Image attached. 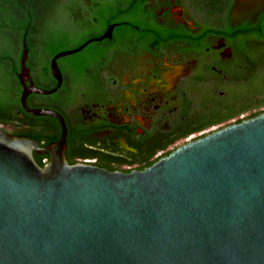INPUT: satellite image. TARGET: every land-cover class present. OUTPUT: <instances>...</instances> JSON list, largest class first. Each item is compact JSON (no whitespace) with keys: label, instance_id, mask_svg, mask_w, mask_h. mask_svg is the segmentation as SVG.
Here are the masks:
<instances>
[{"label":"water","instance_id":"1","mask_svg":"<svg viewBox=\"0 0 264 264\" xmlns=\"http://www.w3.org/2000/svg\"><path fill=\"white\" fill-rule=\"evenodd\" d=\"M89 41L52 56V89L34 84L22 51L21 107L53 116L61 132L41 145L0 125V264H264V111L143 169L69 163L63 116L27 97L57 91V59Z\"/></svg>","mask_w":264,"mask_h":264},{"label":"flooded vegetation","instance_id":"2","mask_svg":"<svg viewBox=\"0 0 264 264\" xmlns=\"http://www.w3.org/2000/svg\"><path fill=\"white\" fill-rule=\"evenodd\" d=\"M93 6L90 0L74 5L73 15L81 20L85 7ZM138 15L128 13L102 24L93 18L96 34L63 49L90 40L70 54L77 56L80 72L70 80L76 104L66 107L65 115L60 113L85 128L84 144L92 155L73 156L75 163L96 165L100 156L108 155L117 170L143 169L147 161L250 118L253 112L225 118L226 112L216 103L203 106L197 100L198 91L216 101L224 95L227 75L222 66L232 50L224 37L196 32L195 17L200 19V14L193 0H140ZM109 26V37L95 39ZM70 55L57 59L62 74L59 88L64 84L63 70H69L61 60Z\"/></svg>","mask_w":264,"mask_h":264},{"label":"trees","instance_id":"3","mask_svg":"<svg viewBox=\"0 0 264 264\" xmlns=\"http://www.w3.org/2000/svg\"><path fill=\"white\" fill-rule=\"evenodd\" d=\"M93 7H85L83 19L73 15L74 5H83L86 0H0V125L7 132L36 139L41 145L58 139L61 129L53 116H36L26 113L19 98L22 91L17 73L24 47L27 48L26 66L34 84L52 89L56 82L50 73V59L68 43L70 37L79 41L96 34L92 19L102 24L109 20L122 19L128 13L138 18L140 0H90ZM199 35L215 34L225 38L232 56L222 67L227 75L224 95L217 101L198 91L197 100L205 106L222 107L225 118L242 111L253 110L248 117L264 111V46H254L253 41L264 42V7L253 10L239 8L236 16L235 0H193ZM71 47V46H69ZM68 47V48H69ZM76 55L62 58L69 65L64 72V84L48 95L29 94L27 105L31 108H51L62 115L76 100L71 91L70 80L80 72L76 68ZM196 89V93H197ZM213 108H210V113ZM207 114H209L207 112ZM210 116V115H209ZM64 117V116H63ZM66 158L75 163L73 156H91L84 144L85 128L66 118ZM151 155V154H150ZM35 160L43 165L49 155H36ZM158 158L146 162L151 165ZM116 161L108 155L99 157L96 165L107 170H117ZM130 171L129 169L123 170Z\"/></svg>","mask_w":264,"mask_h":264},{"label":"rangeland","instance_id":"4","mask_svg":"<svg viewBox=\"0 0 264 264\" xmlns=\"http://www.w3.org/2000/svg\"><path fill=\"white\" fill-rule=\"evenodd\" d=\"M236 6H235V11L234 15L236 16L238 9L240 8L241 11L239 13V17L242 15V9L243 10H253L256 7L258 8H263L264 7V0H235ZM97 30H95L96 32ZM74 40L76 38L70 37L68 39V43L64 45V49L68 48L69 46H72L74 44ZM254 46H264V42H258V41H253L252 43ZM264 108V107H262Z\"/></svg>","mask_w":264,"mask_h":264}]
</instances>
